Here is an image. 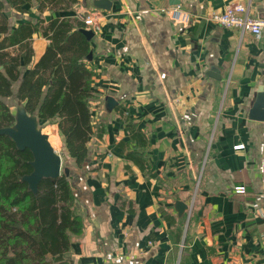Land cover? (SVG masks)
I'll return each mask as SVG.
<instances>
[{"label":"crops","instance_id":"crops-1","mask_svg":"<svg viewBox=\"0 0 264 264\" xmlns=\"http://www.w3.org/2000/svg\"><path fill=\"white\" fill-rule=\"evenodd\" d=\"M2 1L11 30L101 14L86 28L95 33L94 133L83 166L65 151L57 119L44 132L69 168L83 221L71 264H264V118L251 116L264 89V32L212 20L235 4L264 19V0H111L110 10L79 0L43 11L39 0L24 11ZM175 6L189 23L172 19ZM49 43L33 35L22 75ZM107 96L118 100L111 111ZM178 200L189 206L183 216Z\"/></svg>","mask_w":264,"mask_h":264},{"label":"trees","instance_id":"trees-1","mask_svg":"<svg viewBox=\"0 0 264 264\" xmlns=\"http://www.w3.org/2000/svg\"><path fill=\"white\" fill-rule=\"evenodd\" d=\"M78 1L39 0V10L69 9ZM8 2L24 11L32 0ZM5 9L0 0V128L16 123V112L5 99L13 95L18 83L22 107L41 122L57 119L65 151L82 167L94 133L89 100L94 96L95 69L88 59L93 39L83 31L87 25L78 18H54L37 24L24 21L11 30ZM37 32L50 43L22 75V69L33 61ZM128 127L131 138H139L130 120ZM32 160L30 149L20 150L10 136L0 135V264H71L73 237L84 229L74 210L73 190L63 172L56 179L44 178L34 193L23 180L33 171Z\"/></svg>","mask_w":264,"mask_h":264},{"label":"water","instance_id":"water-1","mask_svg":"<svg viewBox=\"0 0 264 264\" xmlns=\"http://www.w3.org/2000/svg\"><path fill=\"white\" fill-rule=\"evenodd\" d=\"M180 1L174 0L173 3ZM90 4L98 9L110 10L112 6L111 0H90ZM84 33L89 39L95 36L91 29H84ZM93 52L88 55V59L92 60ZM108 110H113L118 104V100L113 96L105 98ZM261 115H257V114ZM251 116L255 118H264V89L260 92L255 107L251 111ZM6 134L10 136L20 150L30 149L33 154L31 165L33 171L23 177V180L29 184V188L37 193L39 184L44 178L56 179L62 175V171L68 176L69 168L63 166V156L58 153L49 140V137L38 126V118L30 115L24 107H18L16 111V123L14 126L0 128V135ZM175 208L179 216H183L189 206L183 201H176Z\"/></svg>","mask_w":264,"mask_h":264},{"label":"built area","instance_id":"built-area-1","mask_svg":"<svg viewBox=\"0 0 264 264\" xmlns=\"http://www.w3.org/2000/svg\"><path fill=\"white\" fill-rule=\"evenodd\" d=\"M170 13L172 19L179 23L187 24L192 19L191 13L183 11L179 6L173 7ZM100 15L99 10H93L88 11L81 18L87 27L97 29ZM212 20L226 28L239 29L242 33L250 32L259 36L264 32V19L253 17L243 4L226 7L222 13L213 15ZM236 192H245V187H236Z\"/></svg>","mask_w":264,"mask_h":264},{"label":"rangeland","instance_id":"rangeland-1","mask_svg":"<svg viewBox=\"0 0 264 264\" xmlns=\"http://www.w3.org/2000/svg\"><path fill=\"white\" fill-rule=\"evenodd\" d=\"M24 70H25V67L22 69V71H24ZM17 89H18V83H15L13 86V91H14L13 95L11 97L5 99L7 104L11 107L12 111H14V112L17 111L18 107H22V103L17 98ZM51 124H52V122H46L45 123V122H41L38 120V126L43 132L47 131L49 129L48 126ZM49 134H50V132H49ZM49 134H47V135H48V137L50 136V138H51L50 142H53L55 144V141L51 137L52 135H49ZM57 152L62 154L61 151H57Z\"/></svg>","mask_w":264,"mask_h":264}]
</instances>
